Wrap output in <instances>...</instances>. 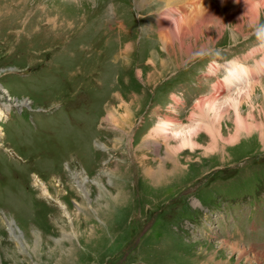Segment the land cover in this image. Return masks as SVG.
I'll use <instances>...</instances> for the list:
<instances>
[{
    "label": "rangeland",
    "instance_id": "374dc122",
    "mask_svg": "<svg viewBox=\"0 0 264 264\" xmlns=\"http://www.w3.org/2000/svg\"><path fill=\"white\" fill-rule=\"evenodd\" d=\"M165 2L0 0V264H264V3L179 50ZM204 101L215 137H153Z\"/></svg>",
    "mask_w": 264,
    "mask_h": 264
},
{
    "label": "bare ground",
    "instance_id": "6f19581e",
    "mask_svg": "<svg viewBox=\"0 0 264 264\" xmlns=\"http://www.w3.org/2000/svg\"><path fill=\"white\" fill-rule=\"evenodd\" d=\"M165 1L166 2L164 6L158 9L159 18L157 17L158 18L157 23L159 27L158 35L163 48H167V47L172 48L173 46L172 42L175 40H179L180 46H178V49L186 50L188 49L189 46H183L182 40L186 38L188 35L194 36L196 41L200 40V38H203V36L205 35H209L210 33L209 31L207 30L201 31L200 28L196 26L198 21H200V24H204L216 19L217 22L220 19H226L231 15H238L240 12L244 18L250 21H254L256 17V14L253 12L255 6H253L251 0H211L212 2L211 5L208 4L207 0H203V1L201 0L199 1L200 3L196 1L197 3L193 5L191 4V1L193 0H165ZM258 1H260V4L264 3V0H258ZM200 18H202V20H199ZM203 48L204 47L200 48L202 52H203ZM171 54H173V51L171 52ZM237 67L238 65L235 66L234 69H236ZM253 70L256 71L257 69H253ZM227 71H228V75L226 77L227 79H225L226 84L228 83L229 76H231L233 73L230 67H228ZM248 74L249 73L246 72V75ZM249 89H251V87H249L248 90ZM240 92H238V94ZM231 98L232 97H228L225 99V101L231 100ZM208 103L209 104H207V102L204 101L203 103L196 106L199 109L198 111L202 112V115H200L201 118L198 119L196 123L191 124L192 126L188 125L185 127L183 126V128L182 127L172 128L168 121L163 120L160 121L159 124L153 130V137L154 138L155 136L160 137L164 140H166V138H170V141L171 139H173L172 141L178 144L177 146H174L172 152L180 151L185 146H189L191 149H193L192 147L195 146L194 144L195 141H193L192 138L193 135H196V133L199 130L207 133L211 137L212 136L215 137L217 135L216 133H218V127H216L218 123L215 124V122L222 115L223 111L221 112L219 110L220 107H216L217 102L208 101ZM231 106L233 107L234 110V118H235V126H236L235 127L236 133L231 138L233 141L234 139H236L237 134H240L238 131H240L243 128L248 130L249 127L244 123L242 118L239 116L238 114L239 111L236 109V106L233 104H231ZM215 110H218L219 112ZM211 115H212V120L210 119ZM107 119H109V121L114 123L115 125L122 126L123 117L121 118L120 122H118L117 116L115 114L108 115ZM201 128H204V130H202ZM168 174L169 173H166L167 176ZM167 176L166 178L168 179ZM161 178L162 181H166L165 175ZM229 247L234 251L236 250L241 256L248 254L247 251H252L251 249L247 250L245 247L240 248L238 243L229 245ZM254 254L255 255L253 258L255 260H257L258 258H260L259 260H264V252H255Z\"/></svg>",
    "mask_w": 264,
    "mask_h": 264
},
{
    "label": "crops",
    "instance_id": "0c3cea01",
    "mask_svg": "<svg viewBox=\"0 0 264 264\" xmlns=\"http://www.w3.org/2000/svg\"><path fill=\"white\" fill-rule=\"evenodd\" d=\"M201 129H204V128H201ZM202 133H205V132H202Z\"/></svg>",
    "mask_w": 264,
    "mask_h": 264
}]
</instances>
